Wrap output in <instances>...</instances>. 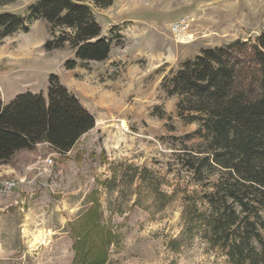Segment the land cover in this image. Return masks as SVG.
I'll list each match as a JSON object with an SVG mask.
<instances>
[{
    "label": "rangeland",
    "instance_id": "1",
    "mask_svg": "<svg viewBox=\"0 0 264 264\" xmlns=\"http://www.w3.org/2000/svg\"><path fill=\"white\" fill-rule=\"evenodd\" d=\"M34 1L0 0V12L26 14ZM93 13L113 38L103 61L66 69L73 50L45 49L42 18L0 40L3 95L26 89L21 78L45 90L54 73L95 117L66 153L42 142L0 164V181H16L0 194V264H227L197 231L218 171L194 158L198 123L178 114L162 82L202 47L235 39L248 41L238 54L253 72L264 0H113ZM183 14L194 17L190 40L177 42L169 23Z\"/></svg>",
    "mask_w": 264,
    "mask_h": 264
},
{
    "label": "trees",
    "instance_id": "2",
    "mask_svg": "<svg viewBox=\"0 0 264 264\" xmlns=\"http://www.w3.org/2000/svg\"><path fill=\"white\" fill-rule=\"evenodd\" d=\"M112 2L35 0L26 14L1 11L0 40L18 30L27 31L32 20L42 18L51 36L45 49L67 44L73 50V58L64 61L66 69L78 61H103L113 38L102 33L93 7L104 8ZM246 46L248 41L235 39L202 47L162 82L168 95H178V114L198 123L190 136H197L203 148L194 158L218 171L212 190L203 196L207 208L198 218L197 231L224 251L227 264H264L260 214L264 206V29L249 46L256 65L253 72L240 65L238 53L244 50L238 48ZM47 81L45 95L26 90L6 104L0 95V164L42 142L66 153L94 126V115L58 75L49 74Z\"/></svg>",
    "mask_w": 264,
    "mask_h": 264
},
{
    "label": "built area",
    "instance_id": "3",
    "mask_svg": "<svg viewBox=\"0 0 264 264\" xmlns=\"http://www.w3.org/2000/svg\"><path fill=\"white\" fill-rule=\"evenodd\" d=\"M194 17L190 14H183L169 23L175 40L177 42H188L190 40V33H187V28ZM16 186L14 179H3L0 181V194L11 191Z\"/></svg>",
    "mask_w": 264,
    "mask_h": 264
},
{
    "label": "crops",
    "instance_id": "4",
    "mask_svg": "<svg viewBox=\"0 0 264 264\" xmlns=\"http://www.w3.org/2000/svg\"><path fill=\"white\" fill-rule=\"evenodd\" d=\"M211 2V1H210ZM215 3H211V4H207V5H214ZM207 13H209V11H206ZM200 13V12H199ZM9 67V66H8ZM11 68V67H10ZM10 69L8 68L7 71H9ZM13 74V77L16 78V73L13 71L12 72ZM18 78H20V76L17 75ZM60 79V78H59ZM26 81V80H25ZM61 81V79H60ZM20 82L24 84V86H26V89H23V90H19V89H16L15 91H12L13 93H11L10 95H8L7 97L5 95H3V92H2V88H1V85H0V95H1V99H2V103L3 104H6L7 102H9L17 93L19 92H23V91H26V90H29L31 92H38V89H36V87H33L32 89L29 88L28 86H30V83L31 82H23L22 81V78L20 79ZM33 82V85H35V81H32ZM62 82V81H61ZM66 86V85H65ZM67 87V86H66ZM47 88V87H46ZM68 88V87H67ZM69 89V88H68ZM46 90H43L41 89L40 91L45 95L46 94ZM71 90V89H69ZM73 92V91H72ZM74 93V92H73ZM75 94V93H74ZM76 95V94H75ZM77 96V95H76ZM77 98L79 99V97L77 96ZM80 100V99H79ZM81 102V101H80ZM82 103V102H81ZM83 104V103H82ZM84 106V104H83ZM40 143H38L36 146H39ZM22 150H25V149H22ZM20 151V150H19ZM18 152V151H17ZM16 152V153H17Z\"/></svg>",
    "mask_w": 264,
    "mask_h": 264
}]
</instances>
